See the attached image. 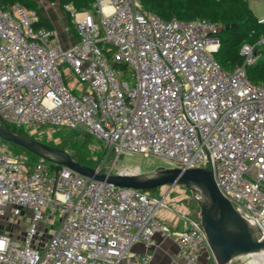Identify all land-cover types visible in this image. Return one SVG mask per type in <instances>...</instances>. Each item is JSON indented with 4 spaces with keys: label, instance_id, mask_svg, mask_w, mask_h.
<instances>
[{
    "label": "built area",
    "instance_id": "1",
    "mask_svg": "<svg viewBox=\"0 0 264 264\" xmlns=\"http://www.w3.org/2000/svg\"><path fill=\"white\" fill-rule=\"evenodd\" d=\"M66 10L78 36L68 47L38 26L37 10L0 4V126L49 145L59 129L82 130L116 154L110 173L122 155L209 169L264 234V85L248 76L264 34L227 71L216 58L221 26L210 20H165L141 0ZM198 198L178 184L116 187L0 147V264H151L158 232L182 264H217L192 211Z\"/></svg>",
    "mask_w": 264,
    "mask_h": 264
},
{
    "label": "water",
    "instance_id": "2",
    "mask_svg": "<svg viewBox=\"0 0 264 264\" xmlns=\"http://www.w3.org/2000/svg\"><path fill=\"white\" fill-rule=\"evenodd\" d=\"M0 140L18 146L57 167L116 187L152 191L178 184L196 194L200 217L217 264L264 250V234L247 222L220 191L213 171L205 168H160L150 174H112L76 161L66 150L0 126Z\"/></svg>",
    "mask_w": 264,
    "mask_h": 264
},
{
    "label": "trees",
    "instance_id": "3",
    "mask_svg": "<svg viewBox=\"0 0 264 264\" xmlns=\"http://www.w3.org/2000/svg\"><path fill=\"white\" fill-rule=\"evenodd\" d=\"M51 3L60 2L63 8L71 4L76 10L83 11L90 9L97 0H47ZM146 9L154 11L165 20L177 19L187 22L191 20H210L221 26L219 33L220 50L216 54V58L220 65L227 71H232L244 64V58L240 54L241 47L245 43H256L259 36L264 34V25L258 23V18L253 14L249 7V2L242 0H141ZM0 4L4 9H9L16 4H22L29 9H35L38 12V3L34 0H0ZM68 21L71 26L72 18L70 12L67 11ZM38 26L55 29L47 20H43ZM253 32L256 35L252 36ZM262 59L248 69L249 80L256 85H264V50L262 51ZM119 65H117L118 67ZM123 70L126 67L121 66ZM5 129L11 130L18 135H24L23 131L17 128H11L5 124H1ZM4 144L3 141H1ZM12 146L17 153H24L28 156L36 157L26 150ZM64 149V148H61ZM65 150V149H64ZM73 158L87 166L92 162L86 158L72 155ZM40 159V158H38ZM95 167V166H94ZM102 171L106 172L105 169ZM158 189L152 190L157 192Z\"/></svg>",
    "mask_w": 264,
    "mask_h": 264
},
{
    "label": "rangeland",
    "instance_id": "4",
    "mask_svg": "<svg viewBox=\"0 0 264 264\" xmlns=\"http://www.w3.org/2000/svg\"><path fill=\"white\" fill-rule=\"evenodd\" d=\"M35 1V0H34ZM39 7V5H38ZM51 10L53 11V15L57 16L58 20H61V24L64 22L65 16V8L62 7L60 2L55 5H50ZM249 7L252 10L253 14L258 18H264V3L260 0H250ZM43 10L47 11L45 6L43 5ZM50 11L47 13L49 14ZM63 21V22H62ZM130 76V73L127 74ZM46 127H42L41 130H44ZM53 138H51V145L64 148L71 155H77L90 160L92 163V167L101 166V169H105L106 172L110 171V168L113 167V164L116 161V154L112 152L107 145L96 138L91 136H86V133L82 130H69V129H59L53 134ZM45 143L48 140V137L44 136L42 139ZM0 147L3 150H6L13 155H23L28 158L31 164L38 161V157L28 156L24 153H17L14 149H12L11 145L4 144L0 140ZM35 156V155H34ZM160 168H167L166 164L163 160L157 157H149L146 158L142 155L136 156H125L122 155L118 158L116 168L113 170V174H150ZM192 211L194 214L198 215L200 213V208L198 203L192 204ZM60 226V219L56 218L55 227L58 228ZM250 258L247 256L235 259L230 264H249Z\"/></svg>",
    "mask_w": 264,
    "mask_h": 264
},
{
    "label": "crops",
    "instance_id": "5",
    "mask_svg": "<svg viewBox=\"0 0 264 264\" xmlns=\"http://www.w3.org/2000/svg\"><path fill=\"white\" fill-rule=\"evenodd\" d=\"M38 5H39V14L41 17V21L47 20L50 22L54 28L59 32L61 42L65 47L70 46L74 42L78 40L77 33L75 31L74 25H70L68 21V16H67V10L65 14V20L63 24H61V20L57 19L56 15H53V11L51 10L50 5H55L56 3H51L47 0H35ZM43 5L47 9V11L43 10ZM48 11L49 14L47 13ZM157 240H158V247L153 251L154 252V260L151 264H182V262L178 259L177 254H178V246L176 242L172 238H167L163 232H158L157 233ZM135 251L144 253L146 251V248L142 245H138L135 247ZM201 263H205V258L203 257L201 259Z\"/></svg>",
    "mask_w": 264,
    "mask_h": 264
},
{
    "label": "bare ground",
    "instance_id": "6",
    "mask_svg": "<svg viewBox=\"0 0 264 264\" xmlns=\"http://www.w3.org/2000/svg\"><path fill=\"white\" fill-rule=\"evenodd\" d=\"M247 257L250 258L249 264H264V250L247 255Z\"/></svg>",
    "mask_w": 264,
    "mask_h": 264
}]
</instances>
